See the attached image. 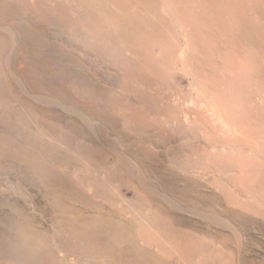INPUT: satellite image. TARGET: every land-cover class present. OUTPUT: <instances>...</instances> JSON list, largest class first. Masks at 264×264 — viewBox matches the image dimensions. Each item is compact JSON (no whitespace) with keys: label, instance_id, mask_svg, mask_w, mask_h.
I'll return each mask as SVG.
<instances>
[{"label":"rangeland","instance_id":"rangeland-1","mask_svg":"<svg viewBox=\"0 0 264 264\" xmlns=\"http://www.w3.org/2000/svg\"><path fill=\"white\" fill-rule=\"evenodd\" d=\"M67 263L264 264V0H0V264Z\"/></svg>","mask_w":264,"mask_h":264},{"label":"bare ground","instance_id":"bare-ground-1","mask_svg":"<svg viewBox=\"0 0 264 264\" xmlns=\"http://www.w3.org/2000/svg\"><path fill=\"white\" fill-rule=\"evenodd\" d=\"M31 32V31H30ZM28 39V38H27ZM29 42V41H28ZM14 45H15V43H14ZM9 58V57H8ZM24 61V60H23ZM22 67V66H21ZM12 72V71H11ZM79 77V76H78ZM21 80V79H20ZM50 88V87H49ZM5 89V88H4ZM51 90V89H50ZM51 104V103H50ZM21 115V114H20ZM88 117H90V116H88ZM94 118V117H93ZM91 119V118H90ZM112 125V124H111ZM227 128V127H226ZM123 152V151H122ZM116 153V152H115ZM116 155H118V154H116ZM120 156V155H119ZM120 158V157H119ZM124 160V159H123ZM127 161V160H126ZM126 161H122V166L124 167V169H126V170H131L130 168L128 169V164L126 163ZM119 164H121V163H119ZM132 164V163H131ZM130 164V165H131ZM138 165V164H137ZM119 167V166H118ZM131 167H133V166H131ZM124 171V170H123ZM134 173H136L135 171H134ZM145 173V172H144ZM132 175V174H131ZM154 177V176H153ZM104 178V177H103ZM131 179V178H130ZM108 180V179H107ZM137 180H139V179H137ZM140 182H141V179H140ZM143 183V182H142ZM150 183V182H149ZM146 187V186H145ZM146 191V190H145ZM169 191V190H168ZM108 214V213H107ZM111 215V214H110ZM212 216V215H211ZM205 217V216H204ZM201 219V218H200ZM117 221H118V219H117ZM128 221V220H127ZM195 221V220H194ZM126 222V221H125ZM217 222V221H216ZM192 223V222H191ZM221 223V222H220ZM196 225V224H195ZM63 254V253H62ZM61 254V255H62ZM63 256V255H62ZM68 261V260H67ZM73 261V260H72ZM74 263V262H73ZM68 264V263H67Z\"/></svg>","mask_w":264,"mask_h":264}]
</instances>
